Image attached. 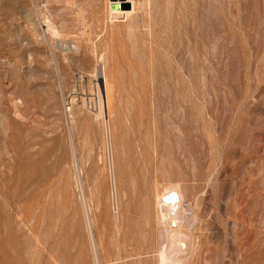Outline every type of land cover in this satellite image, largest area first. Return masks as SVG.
I'll return each instance as SVG.
<instances>
[{
  "label": "rangeland",
  "instance_id": "obj_1",
  "mask_svg": "<svg viewBox=\"0 0 264 264\" xmlns=\"http://www.w3.org/2000/svg\"><path fill=\"white\" fill-rule=\"evenodd\" d=\"M161 253L264 264V0H0V264Z\"/></svg>",
  "mask_w": 264,
  "mask_h": 264
},
{
  "label": "bare ground",
  "instance_id": "obj_2",
  "mask_svg": "<svg viewBox=\"0 0 264 264\" xmlns=\"http://www.w3.org/2000/svg\"><path fill=\"white\" fill-rule=\"evenodd\" d=\"M161 195V198L157 200V205L160 209L159 214L157 216L158 222L163 224L169 220L175 221L178 216L182 214V208L184 203L183 196L176 189H168ZM171 239L174 240L175 235H171ZM172 250V252L175 253L179 250V247L177 245H174L172 247ZM170 257L171 255L168 253H161L159 256L161 260L159 264H166V260L168 261V259L166 258ZM164 259L166 260L163 261Z\"/></svg>",
  "mask_w": 264,
  "mask_h": 264
}]
</instances>
